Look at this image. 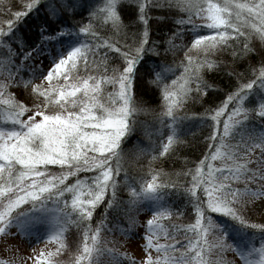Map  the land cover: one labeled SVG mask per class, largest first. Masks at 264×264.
<instances>
[{"label": "snow or ice", "instance_id": "obj_1", "mask_svg": "<svg viewBox=\"0 0 264 264\" xmlns=\"http://www.w3.org/2000/svg\"><path fill=\"white\" fill-rule=\"evenodd\" d=\"M24 7L0 22V234L23 236L47 225L44 238L57 244L48 264H62L52 257L65 250L71 226L80 240L69 264H236L224 255L228 251L240 264H264V223L246 218L256 209L264 213V54L256 53L262 61L251 69L254 79L199 114L210 121L208 149L193 168L179 173L186 179L149 168L145 180L122 163L125 145L143 151L131 140L140 123L136 115L145 111L133 90L158 94L155 119L168 131L156 153L163 156L183 143L182 122L192 115L184 111L186 101L212 87L202 75L217 67L210 54L241 40L243 48L232 55L253 52L247 44L252 33L264 41V0H27ZM173 9L183 14L155 17L169 28L164 42H149L150 12ZM101 17L116 32L142 31L132 33L131 45L117 47L93 30ZM186 34L190 43H183ZM178 48L185 52L181 72L169 79L161 57ZM193 50L203 55L193 56ZM110 55L119 63L109 65ZM25 70L31 78L22 75ZM53 79L64 83L53 87ZM229 101L233 106L225 113ZM217 158L220 167L212 163ZM121 186L129 193L126 201L117 198ZM175 196L181 201L173 207L168 200ZM144 203L151 215L143 232L132 231ZM179 203L191 207V222L165 225L166 218L184 215ZM98 206L103 213L93 227ZM110 211H119L127 224L114 228L142 241L141 259L102 241L101 231H111L105 223Z\"/></svg>", "mask_w": 264, "mask_h": 264}, {"label": "trees", "instance_id": "obj_2", "mask_svg": "<svg viewBox=\"0 0 264 264\" xmlns=\"http://www.w3.org/2000/svg\"><path fill=\"white\" fill-rule=\"evenodd\" d=\"M103 8V3L100 5ZM183 11L181 9H173L170 12L168 11H159V12H150L151 19L148 20L149 24V42L151 40L158 41L160 43L164 42L165 37L162 33L168 32L169 28L164 21H158L155 19L157 16L161 17H171L182 15ZM123 23L125 25L129 24L128 19L123 18ZM94 31H99L101 36L109 39L110 43H116L117 47L121 44L131 45L135 39L132 36L133 32L142 31V28L135 27H125L121 28L119 32H116L111 28V25L108 21H104L101 17L100 27L94 28ZM201 34H205L202 32ZM183 43H190V34H186L183 37ZM244 41H237L235 45L222 49L210 54V59L217 62V67L208 71H202L203 78L212 85L203 96L195 99L186 101L184 111L190 113L183 122L182 129L183 133L180 136V140L183 141L180 145H173L169 148V151L166 152L163 156H158L156 153L160 150L159 145L162 140L168 135V131L165 127H161L159 122L155 119V114L159 113L160 108L158 107L160 100L158 94L153 95H144L143 93L137 95L135 89L133 90L134 96H136L138 107L145 109V111H140L136 115L138 122L136 130L133 132L131 140L136 142L140 149H143L141 152H136L134 150L130 151L131 145H125L124 159L122 161L124 167H126L131 175L143 176L145 180L150 179V176L146 175L149 168L159 169L165 173L169 174V177L172 179L184 180V176L179 175V173L186 172L187 170L194 167L193 162L199 160L208 149V144L205 141V137L210 134L209 124L210 121L207 119H201L199 114H203L206 109L212 108L215 109L219 104L226 98L228 93L233 92L241 84L247 83L248 80L254 79L251 75L252 68H259L262 55H257L256 53L264 54V41H261L255 33H252L247 41L248 47L253 49V52L245 53L242 57H234L232 55L233 51L239 52L244 46ZM126 50V49H122ZM193 56L203 55V53H197L196 51H191L190 53ZM185 52L183 49H175L169 51L166 54V57H161L162 61L165 62V67L170 68L169 79L178 77L180 75L181 69L180 64L184 60ZM102 59V58H101ZM109 65L113 63H119L114 57L109 56L108 60ZM159 71V69H155ZM238 73V74H237ZM83 75V73H77ZM110 74V73H109ZM22 75L29 79L30 74L25 70ZM147 79H152V77H147ZM33 83H41V79H33ZM44 82V81H43ZM52 85L57 86V80L53 79L51 82ZM47 87V86H45ZM55 87V86H53ZM13 93L18 94V88L13 87L10 89ZM106 91H111L109 86ZM18 98L20 97L18 94ZM232 102L229 101L228 108L225 109V113L230 107H232ZM224 119L222 114L221 120ZM166 123V122H165ZM159 129V131H155ZM226 144L233 143L232 140L226 138ZM154 157V158H152ZM216 167H220L221 160L212 161ZM85 173H82V175ZM122 175V174H121ZM71 179V178H70ZM237 186H240L237 184ZM117 198L120 201H126L129 198V193L126 187L121 186L117 190ZM171 193L169 196L171 197ZM107 199V193H106ZM181 201L179 196L175 198H169L168 203L173 207L178 205V202ZM103 203V202H102ZM179 206L182 208L184 215L181 217H172L166 218L164 223L165 225H180L188 224L191 222V207L185 206L183 203H179ZM143 207L145 211H141L137 214V218L140 221V225L133 229L135 232H143V222L151 215V211L147 209L150 207L149 203H144ZM103 213V207L98 206L93 213L92 224L95 226V222L101 219V214ZM249 219L250 223H262L259 221V218L255 211L250 215L246 216ZM108 225V229L111 231L102 230L101 238L102 241L108 244V247H118L121 252H127L139 260L140 252H137V244H142V241L139 239L133 238L130 234H125L119 231L118 228H114L113 225H118L119 228H126L127 224L125 218L120 214L119 211L109 212L108 220L105 221ZM47 225H36L35 228L29 229L28 234L26 235H16L14 236L23 247L35 245L38 242H43V245L48 243V240L44 238L45 232L47 230ZM12 232H16V229H11ZM257 239L259 230H255ZM4 235V234H3ZM175 239L178 241V247L183 246V240L181 235L177 234ZM211 241L212 237H208ZM80 240V233L75 226L68 227L64 235V244L65 250L60 254V257L55 256L52 259H56L62 262V264H69L71 254L76 249V245ZM53 243V247L45 253L42 264H48L49 252H54L57 244L55 240H50ZM119 242V243H116ZM161 242H164V238L161 237ZM167 242H171L170 240ZM46 243V244H45ZM260 244L256 243L255 247H259ZM45 247V246H44ZM46 251V250H45ZM153 255H156L155 250H153ZM227 258L233 259L236 261V264H240V258L235 253L228 251L224 253ZM251 259H257L256 255L250 257ZM106 259V258H104ZM41 264V263H40Z\"/></svg>", "mask_w": 264, "mask_h": 264}, {"label": "rangeland", "instance_id": "obj_3", "mask_svg": "<svg viewBox=\"0 0 264 264\" xmlns=\"http://www.w3.org/2000/svg\"><path fill=\"white\" fill-rule=\"evenodd\" d=\"M26 2L27 0H0V22L12 18L11 13L15 11H24ZM0 26L3 25L0 24ZM177 43H180V41H177ZM47 63V60H45V64ZM43 83L44 86H48L49 82L44 81ZM63 83L64 81L62 79L57 81V84L62 85ZM255 212L259 221L264 223V218H262L264 217V213L259 209H256ZM140 245L141 244H137V252L141 253L139 254V259H141L144 254ZM52 247L53 243L50 240H48L46 245H43V242H38L35 245L23 247L14 236L0 234V264H4V262H7V264H42L45 253ZM134 254L135 253H133V255ZM37 256H40L39 261L36 260ZM58 257H60V254ZM122 264H126V261H122Z\"/></svg>", "mask_w": 264, "mask_h": 264}]
</instances>
